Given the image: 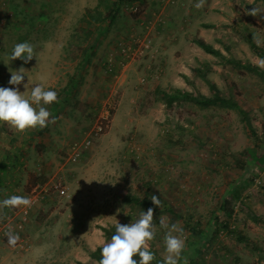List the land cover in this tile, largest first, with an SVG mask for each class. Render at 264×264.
<instances>
[{"label":"rangeland","instance_id":"obj_1","mask_svg":"<svg viewBox=\"0 0 264 264\" xmlns=\"http://www.w3.org/2000/svg\"><path fill=\"white\" fill-rule=\"evenodd\" d=\"M173 1L122 0L115 18L97 37L90 63L74 87L63 93L80 48L95 35L83 19L85 10L98 6L105 13L104 3L112 0H0V87H13L8 84L11 72L23 67L24 81L16 86L22 95L29 96L38 83L58 93V102L45 106L55 117L47 127L20 133L0 123L6 136L0 150H9L12 162L18 155L8 176L19 178L0 199L27 196L50 184L64 190L52 189L31 206L16 233L20 240L15 248L0 231V264H98L89 252L111 238L102 228L134 222L147 211L124 203L121 197L127 192L157 194L173 210H154L156 235L149 246L157 256L166 255L167 229L159 223L166 217L169 226L177 224L183 230L185 249L178 264H183V257L188 264H264V160L255 162L264 157V143L250 148L254 142L234 108L202 107L188 100L167 104L155 91L176 88L210 95L203 72L222 95L232 93L256 130L264 131V80L192 41L197 34L224 55L258 65L264 58L249 43L264 50V12L248 13L254 7L264 9V0H207L200 9L205 22L201 33L177 24L176 31L166 34L168 26H175H167L166 13L177 9L189 14L184 8L188 3ZM211 2L217 7L209 8ZM188 16L200 25L196 15ZM149 22L153 27L148 30L144 26ZM157 27L165 48L156 45ZM144 35L151 39L150 49L128 60L123 69L108 65L109 56L119 57L121 42ZM21 42L33 45L35 57L27 64L19 59L9 62L13 46ZM107 102L113 108L102 132L76 161L68 160L70 146L87 135ZM239 184L228 218L215 210L216 205L229 187ZM11 215L13 222L20 218L8 208L0 212V228ZM219 221L240 230L248 241L230 234ZM191 223L209 234L195 239ZM193 239L202 248L189 256Z\"/></svg>","mask_w":264,"mask_h":264},{"label":"clouds","instance_id":"obj_2","mask_svg":"<svg viewBox=\"0 0 264 264\" xmlns=\"http://www.w3.org/2000/svg\"><path fill=\"white\" fill-rule=\"evenodd\" d=\"M205 3L206 0H198L194 7L201 9ZM262 12L264 9L254 7L248 14L257 16ZM33 57H35L33 45L29 42H21L13 46L7 59L9 62L19 59L27 64ZM257 66L264 69V60H261ZM24 76L25 69L20 67L11 72L8 80V84L13 87H0V123L6 124L9 128L20 133L35 128L43 129L49 123H53L55 117L51 116L45 106L58 102V93L53 90H45L43 83L35 84L31 88L29 96L22 95L16 86L23 83ZM43 79L41 77V81ZM28 87V83H24V88ZM150 200L154 206L161 207L160 199L156 195H152ZM31 205L32 199L27 196L12 195L0 200V210L3 208L9 210L20 207L28 208ZM153 215L154 210L149 207L146 212L141 211L134 222L128 224L116 222L115 233L101 245V259L98 264H151L155 256L150 250L149 242L156 235ZM159 223L161 228L167 229L164 235L166 255L163 258V264H178L181 253L185 249V238H182L183 230L177 224L169 226L166 217H161ZM173 232H179L180 235H173ZM4 235L7 238L8 246L15 248L20 236L11 227L5 231ZM137 256L139 259H134ZM183 264H188L187 257H183Z\"/></svg>","mask_w":264,"mask_h":264},{"label":"trees","instance_id":"obj_3","mask_svg":"<svg viewBox=\"0 0 264 264\" xmlns=\"http://www.w3.org/2000/svg\"><path fill=\"white\" fill-rule=\"evenodd\" d=\"M99 1H100L99 3H102L104 0L103 1L99 0ZM121 1L122 0H112L111 3L105 2L104 5L107 8L105 13H102L101 10L98 9V6L95 7L93 10H91V9L85 10V13L83 15V19L86 18V22L88 23L87 24L88 28H91V27L94 28L92 35L93 34H95V35H94V38L92 36L91 41L89 43H87L86 45H83L80 48L81 53L78 56H76L79 59L75 65V69L72 73V76L69 78L68 82L66 83V85L63 88V93H66V91L72 85L74 87V85L76 84L75 81L79 77L81 71L83 70V68L86 65H88L90 63L91 56L94 54V48L96 45L97 37H99L101 35V33L104 30H106V27H108L110 22L115 18L117 9H118ZM88 30H89V35H90L91 30L90 29H88ZM192 41L197 46H199L203 51L222 58L226 63H228L232 66L240 67L246 71L252 72V73L256 74L258 77H260V79L264 80V69H261L256 64L249 62V61L240 60V59L235 58L233 56L224 55L219 49H216L215 47H213L210 43L205 41L202 37L198 36L197 34H194V36H192ZM249 46L253 52H255L258 56L264 58V50L260 46L256 45L253 42H250ZM200 75H201V77H203L205 79L206 83L208 84L210 95L200 94V93H196V92H192V91H188V90L176 89V88H174V89L155 88V91L156 92L160 91L161 96L163 97L164 101L167 104H171L173 101L188 100V101L194 102V103H196L202 107H208V106H221V107H223L224 106V107L234 108L237 110V112L240 115L242 122L244 123V127L247 131L249 139L252 142H254V144H253L254 146L250 147V148L255 149L258 146V144H257L258 142L263 144L264 143V131L259 133L256 130V128L251 124L248 112L242 106H240L238 104V102L235 99V96L232 93L222 95V93L216 87L214 82L205 78V75L203 72H201ZM13 157L16 160H14V162L12 164H3L2 166H0V176H1V174L7 175V173H9V169L12 170L14 167H16L15 164L18 163V161H17L18 155L14 154ZM262 160H264V157L260 156L259 161L255 160V162L257 164L258 162H260ZM0 164H1V162H0ZM11 165H13V166H11ZM11 177H13V176H9V177L7 176V177H4L5 179L0 180V196L4 195V193H6V192L11 191V190H9V184L11 183V181H13V183L16 182L14 179H11ZM240 190H241L240 184L237 186L235 185V186L229 187L228 190H226L225 195L222 197V199L216 205L215 210H218L219 212H223L229 218L231 215V212H232L231 201L233 199H236L239 196ZM151 195L152 194L149 192L144 193L143 196H137L135 194H131V193L127 192L124 195H122L121 199L126 204L135 205V206H138L140 208L148 209L149 207H152L153 210H158L160 208H164L166 210H169L170 212H173V210L167 205V203H162L161 198L157 194H153V195H156L157 197H159L160 202H161V207L158 208V207L154 206L150 200ZM191 218H192L191 216H187L186 220L187 221L191 220ZM218 220H219V218H218ZM261 221L264 222V218H262ZM218 224L221 225V227L224 228L225 230H228V232L230 234L235 235L237 233L236 236L239 240L248 241L247 237L242 236V233L240 232V230H238L236 232L235 229L227 226V222L223 223V222L219 221ZM102 229L104 231V235L108 236V237H111L115 233V226L102 228ZM190 234H192L195 237V239L200 240V239H203L207 234H209V231L196 229L194 227V225H192V223H191ZM195 239L190 240V242H189L190 246H192L191 248H189V250H192L191 253L189 254V256L192 253H199V251L202 248L200 243L199 244L195 243V242H197V241H195ZM193 243H194V245H193ZM150 250L153 252V254L155 256V259L151 262V264H163V258L157 256L156 253L152 249H150ZM89 256L98 262L101 259V248L96 247L93 251L89 252ZM135 258L139 259L138 256Z\"/></svg>","mask_w":264,"mask_h":264},{"label":"built area","instance_id":"obj_4","mask_svg":"<svg viewBox=\"0 0 264 264\" xmlns=\"http://www.w3.org/2000/svg\"><path fill=\"white\" fill-rule=\"evenodd\" d=\"M173 0H165V2ZM170 3V2H169ZM161 21V19H159ZM145 29H152L153 24L149 22L146 24ZM150 43L151 39L147 36H137L134 37L132 40H129L127 42H121L119 44V50L120 53L118 58L113 59V56H109L107 59L108 65H111L113 63L118 64L122 69L126 66V63L128 60H132L136 56H140L144 51L147 49H150ZM113 108V103L107 102V106H105L99 115V119L95 122L93 127L87 132V135H85L81 141L74 142L68 152V160L74 162L76 161L81 154V150L83 148H87L93 139H95L104 129L106 126V122L108 121V116L110 114L111 109ZM54 190L58 193H63V188H60L57 184H50L46 185L43 188H41V191L38 192H32L27 195V197H30L32 199V205L39 200L40 198H43L46 194H49L51 190ZM31 205V206H32ZM31 207L24 208L20 207L17 209H12L11 212H19L20 218H18L15 222H13L14 217L13 215L7 217L5 222L0 228L1 233L4 235L5 231L11 227L15 233L19 232L22 229V224L26 221L27 213ZM10 215V214H9ZM8 216V215H7Z\"/></svg>","mask_w":264,"mask_h":264},{"label":"crops","instance_id":"obj_5","mask_svg":"<svg viewBox=\"0 0 264 264\" xmlns=\"http://www.w3.org/2000/svg\"><path fill=\"white\" fill-rule=\"evenodd\" d=\"M182 2V4H186V3H188L189 5L187 6V7H184V8H186L185 10H187V12L189 13V14H187L186 12H184V13H186V14H181V12L180 11H177V9H175V12H170V13H166L165 15L167 16V26L168 25H170V24H173V25H175V26H168V29H167V32H166V34H169L170 32H172V30H177L175 27L176 26H178L177 24H181V26H184V28H187V29H189V28H191L194 32H196V31H198V33H201V31H199V27L200 26H202V24H205V22L204 21H201V14L203 13V11H200V9H196L195 7H194V5L198 2V0H181ZM207 1V0H206ZM157 2V1H156ZM187 5V4H186ZM215 4H214V2H211V4H209V8L211 7V8H213V7H217L216 5L214 6ZM178 6H180V5H178ZM177 6V7H178ZM190 7V8H189ZM189 8V9H188ZM193 15V16H195L196 15V17H198L199 18V20H197L198 21V25L199 26H197L196 25V22H192L191 23V21H189V16L188 15ZM169 17V18H168ZM203 19V18H202ZM186 21L188 22V23H186ZM182 29V28H181ZM190 29V30H191ZM163 32L162 31H160V29L157 27V31H156V33H155V35H156V41H157V43H156V45H157V47H159L160 49H161V47L162 48H165L164 46H166L165 45V43L163 42V34H162ZM160 39H161V41H160ZM167 41V40H166ZM16 136V135H15ZM4 139H6V136H3V131L0 129V142H1V140H4ZM22 139L24 140L25 138L24 137H22ZM22 140V141H23ZM22 145V144H21ZM10 151L9 150H7L6 152H4V151H1L0 150V162H1V164L3 165V164H12L13 162L12 161H10L11 159H10ZM14 154V153H13ZM13 157V156H12ZM11 157V158H12ZM26 166V165H25ZM8 175H10L9 173H7V175H4V174H1V176H0V180L2 179H5L4 177H7ZM9 177V176H8ZM18 180H19V178H18ZM18 180L17 179H15V181H16V184H19V182H18ZM11 184V183H10ZM12 184H14L13 182H12ZM11 184V185H12ZM0 200H2V199H0ZM0 212L2 213V212H4V208L2 209V210H0Z\"/></svg>","mask_w":264,"mask_h":264}]
</instances>
